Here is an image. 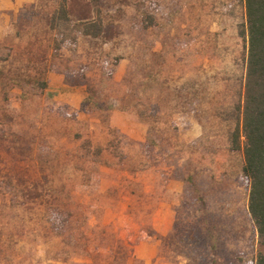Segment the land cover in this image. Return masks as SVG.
<instances>
[{"label":"rangeland","instance_id":"rangeland-1","mask_svg":"<svg viewBox=\"0 0 264 264\" xmlns=\"http://www.w3.org/2000/svg\"><path fill=\"white\" fill-rule=\"evenodd\" d=\"M100 1L98 39L74 26L89 0L54 30L61 0L0 11L18 35L0 39V264H142L133 247L168 199L176 262L256 264L229 143L244 0Z\"/></svg>","mask_w":264,"mask_h":264},{"label":"trees","instance_id":"trees-1","mask_svg":"<svg viewBox=\"0 0 264 264\" xmlns=\"http://www.w3.org/2000/svg\"><path fill=\"white\" fill-rule=\"evenodd\" d=\"M93 19L74 26L83 36L97 39L104 33L100 0H89ZM247 59L241 99L235 107L236 123L229 134L232 151L241 154L242 174L249 184L248 210L262 251L256 264H264V0H244ZM70 23L67 0H61L51 18V29Z\"/></svg>","mask_w":264,"mask_h":264},{"label":"crops","instance_id":"crops-1","mask_svg":"<svg viewBox=\"0 0 264 264\" xmlns=\"http://www.w3.org/2000/svg\"><path fill=\"white\" fill-rule=\"evenodd\" d=\"M27 1L28 0H8V2L4 4L0 3V11H16L21 4ZM89 19H93V15ZM8 33H11L14 38H18L17 29L11 23L7 22L4 25H0V39ZM176 204L177 199H168V201L162 202L161 206L163 207L160 206L158 211L159 215L165 217L164 222H158L156 217L159 215H154L152 220L155 222L152 224V232H149L144 239L133 247L134 256L139 259L142 264H180L174 259V252L176 250L174 247L175 241L171 238L174 235V221L176 215L172 205ZM208 235L207 233V236Z\"/></svg>","mask_w":264,"mask_h":264}]
</instances>
